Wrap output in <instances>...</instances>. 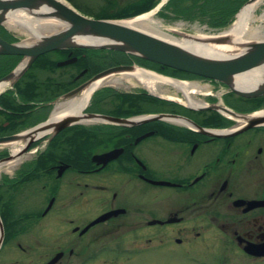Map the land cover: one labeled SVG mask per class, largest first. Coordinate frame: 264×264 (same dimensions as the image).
I'll list each match as a JSON object with an SVG mask.
<instances>
[{"label":"flooded vegetation","instance_id":"af4514ba","mask_svg":"<svg viewBox=\"0 0 264 264\" xmlns=\"http://www.w3.org/2000/svg\"><path fill=\"white\" fill-rule=\"evenodd\" d=\"M73 51L44 52L0 90V135L29 139L22 163L0 170V264L264 261V90ZM133 61L154 72L113 73L77 111L52 117L95 72ZM262 82L264 72L236 88ZM64 114L77 118L55 128Z\"/></svg>","mask_w":264,"mask_h":264},{"label":"water","instance_id":"95a60500","mask_svg":"<svg viewBox=\"0 0 264 264\" xmlns=\"http://www.w3.org/2000/svg\"><path fill=\"white\" fill-rule=\"evenodd\" d=\"M252 1L255 0H245L244 3ZM15 9L24 10L37 17L57 20L63 26L56 31L43 33L31 42L9 41L0 36V53L21 56L8 72L0 76V81L15 79L39 53L57 48L86 47L116 49L190 73L209 76L228 83L230 87L244 95H253L264 90V82L247 92L236 88V85L233 86L237 73L264 62V38L247 41L243 44L233 40L227 32L223 34L215 32L216 34L210 37H199L197 34L188 33L193 38L206 42L229 43L231 41V43L236 42L242 46L230 55L212 57L193 52L175 42L126 25L120 22L119 18H101L83 14L71 4L61 0H0V24H3L8 13ZM23 58L25 61L20 67H17ZM74 58L71 56L58 63H67ZM136 67L138 66L133 63L109 65L95 72L89 82L106 74L129 72ZM82 86L83 84L71 89L66 94H71ZM76 118V115H63V120H61L62 118L57 119L54 127L59 128L62 124L64 126L68 121ZM47 126H49L48 123L35 125L29 128L28 132L31 134ZM18 137L19 134L0 135V142ZM28 144L29 139L23 143L19 152H23ZM10 156L8 154L4 158ZM104 158L106 159L108 156Z\"/></svg>","mask_w":264,"mask_h":264},{"label":"bare ground","instance_id":"6f19581e","mask_svg":"<svg viewBox=\"0 0 264 264\" xmlns=\"http://www.w3.org/2000/svg\"><path fill=\"white\" fill-rule=\"evenodd\" d=\"M61 1L67 3V1L65 0H61ZM257 1L258 0L245 3L237 13L236 19L227 28H224L219 33L223 34L227 32L229 35H231L233 40H236L240 43L242 42L243 44L247 41L264 38L263 26L260 24L257 25L252 24L257 19V17L254 16L253 13ZM261 16L264 17V13H262ZM10 21L12 22L14 21L15 24H9L8 25L9 28L20 27L19 28L20 31L23 32L24 30V32L25 31L28 32L29 36L25 40H21L23 42H31L36 38H38L39 35L47 32L56 31L63 26L62 23L58 22L57 20L43 19L41 17H37L35 15L29 14L28 12L20 9L11 10L8 13L7 19L4 21V24ZM119 21L126 25L135 27L137 29H141L150 34L161 37L163 39L175 42L178 45H181L184 48L191 50L193 52L212 56V57L227 56L234 53L235 51L239 50L242 47L236 42L231 43V41L229 43H214V42H206L203 40L195 39L191 35L187 37H183V36L179 37L173 35L165 31L150 14H142V15L140 14L137 16L123 18L120 19ZM214 34L215 33L204 34L199 37H210ZM30 35L32 37H30ZM24 61L25 58L21 60V62L18 64L17 67H20ZM263 72H264V62L256 66H253L247 70L237 73L235 75L234 83L235 85L244 86V87L252 86ZM121 73H125V72H121ZM112 74L113 73L106 74L99 78L94 79V82L85 90H83V92H81L79 96L74 97L71 100L67 101L64 104V106L55 109L52 113V117L59 116L62 113H67V112L71 113L77 111L81 103L83 101H86V99L88 98L87 96L95 87H97L100 84L109 82L112 78L114 79V76H112ZM7 82H8L7 80H1L0 89L6 86ZM43 132L44 130L43 131L40 130L39 132H36V136L41 135ZM21 134L27 136L29 132L28 130H26L21 132ZM25 138L26 137L23 138L19 137L14 140L0 142V144L7 143L10 146L9 153L11 155L7 159L0 160V170L7 168L11 169V167L20 160L22 155H20L18 152ZM29 152H27L26 154H28Z\"/></svg>","mask_w":264,"mask_h":264},{"label":"rangeland","instance_id":"374dc122","mask_svg":"<svg viewBox=\"0 0 264 264\" xmlns=\"http://www.w3.org/2000/svg\"><path fill=\"white\" fill-rule=\"evenodd\" d=\"M67 3L71 4L81 12L85 14H89L95 17H108V18H127L142 14H150L158 23L159 25L167 32L176 35V36H183L187 37L189 36L188 33H195L199 36H202L204 34H213L208 31H217L219 32L223 30L224 28H227L235 19L237 16V13L239 10L243 7L245 4V0H241L240 3L235 7L233 12L228 14V20L226 23L220 24V25H213L210 22L211 18V10L207 9L202 3L203 0H201L199 3H194L193 0H179L176 3L171 2V0H153V3L151 6H149L147 9L141 10L140 12H131L135 8L139 7L140 2L142 0H65ZM207 3V0H204ZM181 2V3H180ZM244 3V4H243ZM255 10H254V16L257 17L255 22H251L253 25L260 24L263 26V32H264V17L261 16L262 13H264V0H258L256 2ZM243 4V5H242ZM79 7H77V6ZM201 5V6H200ZM242 5V6H241ZM135 6V7H134ZM123 12H129L126 14H119ZM104 15H110V16H98L99 14ZM118 14V16H115ZM262 17V18H260ZM47 19V18H43ZM9 24H15L14 21L6 22L3 25H0V35L2 37H5L9 40H25L29 35L28 32L23 30L20 31L19 28H9ZM221 29V30H220ZM218 32V33H219ZM216 34V33H215ZM30 37H32L30 35ZM29 39V38H28ZM99 53V55H98ZM97 57L98 61L95 62L99 64V61L101 62H108L119 59H131L133 60L134 57L130 55H124L118 52L111 53L108 55L107 50H100L98 51ZM55 55V54H54ZM62 55L56 54L55 57H60ZM64 56V54H63ZM92 57V56H91ZM0 56V63L4 60ZM109 59V60H108ZM136 60V59H135ZM18 61V57H15L12 64L7 68H12ZM135 65H138V67L146 68L147 71L154 72L153 69L142 66V64L133 61ZM106 65V64H105ZM96 66V65H94ZM69 69L68 67H63V72L67 71ZM4 72H0V75ZM8 85V82H7ZM4 86L2 89L8 86ZM107 86V85H106ZM0 89V90H2ZM0 115V120L3 119ZM4 142V141H3ZM16 142V141H15ZM10 146L7 143L0 144V153H8L10 152ZM31 154V153H30ZM6 155V154H3ZM23 160V159H22ZM22 160L15 165H13L10 168L7 169H1V172H10L12 169L19 166L20 163H22ZM52 229L55 230L56 226L51 224ZM42 243L40 242L36 245V247L41 248ZM51 244L46 243L45 244V251L41 252H48L50 251ZM243 264H250V263H243ZM254 264V263H252ZM255 264H264V261H260Z\"/></svg>","mask_w":264,"mask_h":264},{"label":"trees","instance_id":"16d2710c","mask_svg":"<svg viewBox=\"0 0 264 264\" xmlns=\"http://www.w3.org/2000/svg\"><path fill=\"white\" fill-rule=\"evenodd\" d=\"M177 1H179V0H171V2H173V3H176ZM193 1H194V3H199L201 0H193ZM240 1L241 0H207V3H206L203 0L201 4H203L207 9L211 10V12H212L211 18H210V21H211L210 23L213 25H220V24L227 22V20L229 18L228 14L230 16V14L233 12L235 7L240 3ZM152 3H153V0H142L140 2L141 5H139V7L135 8L131 12H139L141 10L147 9L149 6H151ZM77 7H79V6H77ZM126 13H129V12H123V13H119V14H126ZM98 16H110V15H104L101 13ZM115 16H118V14H116ZM80 50H86L90 53V56H96L98 53L97 51H100L102 49H92V48H87V49L80 48V49H78V48H75V51H73V52H79ZM58 51L59 50H55V52H58ZM109 51L118 52V53L126 55V53L121 52V51H114V50H109ZM45 55H46L45 53L38 54L34 60H36L39 57H43ZM0 56L3 57L1 59H4L0 63V72H2V71H5L12 64L13 58L15 57V55L0 54ZM132 57L137 58L138 60L142 59L140 57H136L133 55H132Z\"/></svg>","mask_w":264,"mask_h":264}]
</instances>
